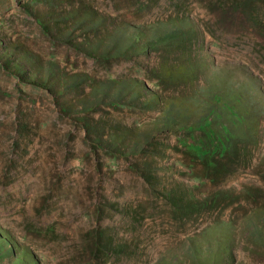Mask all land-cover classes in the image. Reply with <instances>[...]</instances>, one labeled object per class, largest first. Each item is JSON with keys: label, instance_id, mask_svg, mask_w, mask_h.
Wrapping results in <instances>:
<instances>
[{"label": "rangeland", "instance_id": "obj_1", "mask_svg": "<svg viewBox=\"0 0 264 264\" xmlns=\"http://www.w3.org/2000/svg\"><path fill=\"white\" fill-rule=\"evenodd\" d=\"M0 264H264V0H0Z\"/></svg>", "mask_w": 264, "mask_h": 264}, {"label": "trees", "instance_id": "obj_2", "mask_svg": "<svg viewBox=\"0 0 264 264\" xmlns=\"http://www.w3.org/2000/svg\"><path fill=\"white\" fill-rule=\"evenodd\" d=\"M226 148H227V146L224 143V141H222V139H219V146L215 149V151H212V152L214 154L223 153L224 151H226ZM195 150L204 152L205 154L207 153L206 151H203V149L201 147H197Z\"/></svg>", "mask_w": 264, "mask_h": 264}]
</instances>
